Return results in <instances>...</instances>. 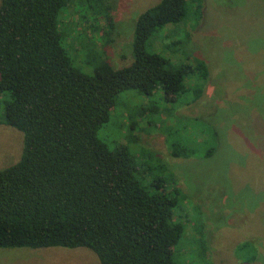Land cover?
Returning <instances> with one entry per match:
<instances>
[{"label": "rangeland", "instance_id": "rangeland-1", "mask_svg": "<svg viewBox=\"0 0 264 264\" xmlns=\"http://www.w3.org/2000/svg\"><path fill=\"white\" fill-rule=\"evenodd\" d=\"M82 2L63 7L57 23L74 66L87 74L100 58L128 66L136 20L160 0H108L110 21ZM146 50L190 66L184 91L174 99L160 87L122 91L98 138L176 188L175 264H264V0H189L186 16L158 29ZM22 146L21 131L0 124V169ZM0 264L100 261L87 247H0Z\"/></svg>", "mask_w": 264, "mask_h": 264}, {"label": "trees", "instance_id": "trees-1", "mask_svg": "<svg viewBox=\"0 0 264 264\" xmlns=\"http://www.w3.org/2000/svg\"><path fill=\"white\" fill-rule=\"evenodd\" d=\"M82 1L109 19L108 0H0V124L23 135L19 160L0 169V247H87L100 264H175L183 233L176 188L148 178L97 130L122 91L160 87L167 99L184 91L190 66L146 44L186 16L189 0H160L142 12L133 61L115 69L100 58L91 74L74 66L57 30L63 7Z\"/></svg>", "mask_w": 264, "mask_h": 264}]
</instances>
